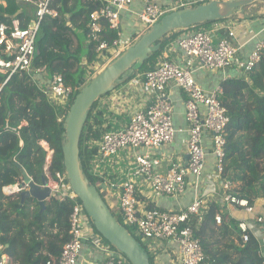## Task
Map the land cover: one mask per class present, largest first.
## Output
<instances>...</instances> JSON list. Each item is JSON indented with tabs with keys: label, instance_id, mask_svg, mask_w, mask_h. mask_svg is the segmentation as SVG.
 I'll return each mask as SVG.
<instances>
[{
	"label": "trees",
	"instance_id": "trees-1",
	"mask_svg": "<svg viewBox=\"0 0 264 264\" xmlns=\"http://www.w3.org/2000/svg\"><path fill=\"white\" fill-rule=\"evenodd\" d=\"M23 4L17 0H0V23L4 22L12 28V21L17 19L19 27L25 28L34 16V8ZM99 6L95 0H52L50 7L57 14L54 18L44 16L40 23L32 62L34 80L25 74H15L0 90V243L6 246L5 251L14 264H43L50 257L57 259L68 239L71 201L61 200L54 193L44 202L40 212L34 198L27 197L21 203L19 192L6 194L3 187L22 182L20 168L36 184L42 182L46 162H49L53 177L55 171H64V128L58 118L66 114L80 89L103 69L100 68L92 76L86 72L87 66H91L95 58L93 43L86 37L87 27L91 13ZM216 21L167 33L158 40L160 48L149 54L141 67L129 68L121 76L122 82L118 86L125 85L134 77H143L162 57L163 44L180 32L205 30L208 24ZM147 29L132 35L130 44L123 50L135 43ZM105 35L112 38L116 33L107 27ZM54 73L61 74L66 85L73 89L67 101H55L40 91V87H47ZM220 86V104L228 116L220 177L229 183L225 193L247 199L251 210L257 212L253 215L252 211L249 212L247 219L256 222L258 215L264 216V50L260 61L246 73V77L226 78ZM98 100L89 110L79 140L81 167L91 185H94L96 178L89 169V161L97 150L92 143L110 128L106 126L100 129L101 122L95 111ZM103 200L116 220L123 224L119 212L109 206L105 197ZM30 205L35 208L28 213ZM223 205L211 201L200 216L194 218L195 233L206 261L210 264H263L260 237L250 234L247 242L234 244L232 238L238 239L237 224L244 220L245 215L228 217ZM216 214L221 215V224L215 223ZM125 227L147 252L132 228ZM259 228V236L264 237V223L259 224ZM93 230L104 243L118 252L98 234L94 226ZM149 258L150 263L154 264L150 255Z\"/></svg>",
	"mask_w": 264,
	"mask_h": 264
},
{
	"label": "built area",
	"instance_id": "built-area-1",
	"mask_svg": "<svg viewBox=\"0 0 264 264\" xmlns=\"http://www.w3.org/2000/svg\"><path fill=\"white\" fill-rule=\"evenodd\" d=\"M17 1L33 7L34 16L25 28L19 27L14 21L12 28L4 22L0 23V90L15 74H25L34 80L32 62L40 23L44 16L54 18L57 14L50 7L52 0ZM95 1L100 6L91 13L86 37L93 43L95 52L93 64L96 60L98 67L93 64L88 66V70L89 67L95 68L93 72H87L88 76L100 70L125 48L120 41L121 12L131 13L144 30L159 22L171 11L205 3L208 0ZM135 1H139L142 7L139 10L128 11ZM107 27L116 33L115 37L109 38L105 35ZM237 43L236 31L229 26L216 40L210 31L198 30L169 41V44L185 58L193 59L203 67L221 71L229 66L237 53ZM263 50L264 38L257 39L243 66L245 73L260 61ZM170 85L178 87L186 95L184 118L188 133L187 161L186 164L172 162L165 172H161L158 170L161 157L152 149H159L172 142L178 131L173 123V104L168 94ZM141 88L147 96L145 105L133 112L121 127L105 130L92 143L97 149L89 161V169L96 178L94 186L101 196L108 200L109 206L119 212L123 220L122 225L132 227L134 233L141 239L158 240L174 245L179 264H210L206 261L194 228V218H198L207 208L201 198L195 197L184 207L163 210L146 206L138 199L137 193L138 188L143 186L145 191L157 195L172 197L182 195L187 186L186 175L199 176L205 170L208 156L215 157L216 168L220 174L225 145L224 129L228 122V116L219 100L222 88L218 85L213 89H205L196 81L192 70L182 67L167 56L146 71ZM40 91L55 101L63 102L72 95L73 89L66 85L61 74L54 73L47 87H40ZM61 120L62 117L58 118L59 122H62ZM205 133L211 136L209 149L204 146ZM125 149L129 152L128 158L131 162L129 165L126 164V167L123 165L124 169L120 173L125 176L121 179L116 176L115 156L122 155ZM135 149L142 151L135 152ZM43 169L51 194L55 193L61 200H69L72 203L68 216V239L62 245L59 257L57 259L50 257L43 264H76L84 241L95 233L93 224L68 183L65 171H55L53 177L49 171V162L44 164ZM222 184L226 190L228 181H222ZM222 202L226 207L234 205L241 209H250L247 199L231 193L224 192ZM262 205L264 207V199ZM226 215L230 217L229 214ZM214 220L216 224H221V215L216 214ZM261 223H264V216L261 215H258L256 222L239 221L238 243L247 242L250 234L257 236ZM95 235L98 236L97 233ZM259 243L262 245L261 241ZM260 254L264 257L261 249ZM262 262L264 264V258ZM0 264H9L5 246L1 243ZM88 264L129 263L120 252L110 249L104 259Z\"/></svg>",
	"mask_w": 264,
	"mask_h": 264
},
{
	"label": "crops",
	"instance_id": "crops-1",
	"mask_svg": "<svg viewBox=\"0 0 264 264\" xmlns=\"http://www.w3.org/2000/svg\"><path fill=\"white\" fill-rule=\"evenodd\" d=\"M206 2L207 1H205V3ZM253 4L237 9L230 17L210 23L205 27V30L212 33L214 40L221 37L228 26L234 28L236 31L238 51L225 70L221 71L219 69L203 67L197 61L182 56L175 47L169 44V42L163 44L162 57L158 59V61L167 56L182 67L192 70L196 81L205 89L215 88L226 78L246 77L243 66L248 55L253 50L255 41L264 38V15L260 13V8L262 7H251ZM141 7L142 4L139 1H135L130 5L128 11L139 10ZM131 20H133V23H131ZM13 21L19 25L17 19ZM119 24L121 31L120 41L124 44V47L130 44L133 38L132 35H138L143 31V26H141L136 18L128 12H121ZM194 31L195 30L192 29L184 30L180 32L178 36L186 35ZM86 72H88V68H86ZM142 79V76L134 77L125 85H120L118 86L119 88L117 87L118 89L116 88V109L118 110H116V127L114 128L121 127L126 123V120L133 112L145 105L147 96H145L141 88ZM168 94L173 104V123L178 131L172 142L163 145L159 149H152L161 157V165L158 167V170L161 172H165L172 162L186 164L187 161L186 150L188 133L187 123L184 118V99L186 95L174 85L168 87ZM124 99L125 103H120L122 106L118 105L119 100L122 102ZM210 138L211 136L205 133L204 146L206 149L210 148ZM129 162H131V160L129 161V158H125L124 160L122 155L116 158V176H118V178L122 179L125 176V174L120 173L123 171L120 167L123 165L126 167V164ZM219 179L220 174L216 168V159L214 156H208L205 170L199 176L196 177L191 174L186 175L187 186L182 195L177 197L157 195L145 191L143 186L138 188L137 195L138 199L146 206L163 210H173L184 207L191 203L195 197L201 198L206 206L211 201H217L219 204H222V194L225 192V189L223 184H221L222 181L221 183H216V180ZM18 186V184L4 186L3 192L6 194L19 192L21 189L18 188ZM225 209L230 217L240 214L239 216L245 215L243 218L244 220H248V222L251 221L247 219V216L250 215L249 212L252 211L251 207L249 210H246L234 205H227V207L225 205ZM244 212H247V214ZM253 214H257V212L252 211V215ZM257 236L261 239L262 245H260V249L264 253V237L259 236V234ZM232 240L234 244L238 245L237 238L233 237ZM141 242L149 255L153 258L154 264H179L176 247L174 245L149 239H141ZM110 249L108 244L104 243L100 237L93 233L92 237H88L84 241L81 255L76 264H88L92 261H100L106 257V253H108ZM5 254L7 262L9 264H14L12 257L6 253V251Z\"/></svg>",
	"mask_w": 264,
	"mask_h": 264
},
{
	"label": "water",
	"instance_id": "water-1",
	"mask_svg": "<svg viewBox=\"0 0 264 264\" xmlns=\"http://www.w3.org/2000/svg\"><path fill=\"white\" fill-rule=\"evenodd\" d=\"M257 1L264 2V0H209L195 7H185L167 13L84 85L75 95L69 110L64 115L62 156L68 183L98 234L131 264H151L149 255L126 227L116 220L98 189L89 184L81 167L79 140L89 110L95 101L112 92L122 82L121 76L129 68L141 67L149 54L155 53L160 48L158 40L167 33L203 22L226 19L235 10ZM20 172L23 177L22 182L18 184V188L21 189L19 191L21 203L25 198L32 197L37 201L42 212L44 202L51 196L45 175L41 184H36L23 168H20Z\"/></svg>",
	"mask_w": 264,
	"mask_h": 264
},
{
	"label": "rangeland",
	"instance_id": "rangeland-1",
	"mask_svg": "<svg viewBox=\"0 0 264 264\" xmlns=\"http://www.w3.org/2000/svg\"><path fill=\"white\" fill-rule=\"evenodd\" d=\"M251 7H262V8H260V13H262L263 15H264V2H260V1H257V2H255ZM244 8V7H243ZM252 9V8H251ZM131 23H133V20H131ZM100 61V60H99ZM94 66L96 65L97 67H98V63H96V60H95V62H94V64H93ZM104 67V66H103ZM103 67H101V68H103ZM87 68H88V66H87ZM95 69V68H94ZM94 69H91L90 67H89V70L88 71H91V72H93L94 71ZM99 71V69L98 70H96V73ZM95 73V72H94ZM93 73V74H94ZM92 74V75H93ZM91 75V76H92ZM119 88V87H118ZM117 88V89H118ZM116 88L110 93V94H108V95H106V96H103L102 98H100L99 100H98V102H97V104H96V107H95V111L96 112H98V116H97V118L100 120V122H101V125H100V129H102V127H106V126H108V127H110L109 129H111V128H114V127H116V110H118V109H116V90H117ZM118 102V101H117ZM120 103H125V99H124V101H120L119 100V102H118V105H120V106H122V104H120ZM118 112H120V111H118ZM94 115H96V113L94 114ZM94 118V117H93ZM63 119H64V116H62V122H63ZM61 122V123H62ZM156 150V149H155ZM142 151V149H135V152H141ZM154 151V150H153ZM155 152V151H154ZM121 154H117L116 156H115V159L117 158V157H119ZM128 155H129V152H127L126 151V149L123 151V153H122V158L125 160V157H126V159H128ZM209 158H211V157H209ZM131 159H129V161H130ZM121 169H124V166H121L120 167ZM221 181H222V179H221V177H220V179L219 180H216V183H221ZM222 184V183H221ZM28 188V187H27ZM35 205V204H34ZM34 205H30V207L28 208V210H27V212L28 213H31L32 212V210L35 208V206ZM132 228V227H131ZM132 230H133V228H132ZM133 233H134V230H133ZM135 234V233H134ZM135 236L141 241V237L140 236H138V235H136L135 234ZM143 244V243H142ZM153 262H154V260H153Z\"/></svg>",
	"mask_w": 264,
	"mask_h": 264
},
{
	"label": "clouds",
	"instance_id": "clouds-1",
	"mask_svg": "<svg viewBox=\"0 0 264 264\" xmlns=\"http://www.w3.org/2000/svg\"><path fill=\"white\" fill-rule=\"evenodd\" d=\"M52 195V194H51ZM129 262V261H128Z\"/></svg>",
	"mask_w": 264,
	"mask_h": 264
}]
</instances>
